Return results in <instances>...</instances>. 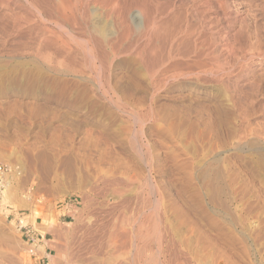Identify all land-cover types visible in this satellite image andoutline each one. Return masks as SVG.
<instances>
[{"label": "rangeland", "instance_id": "rangeland-1", "mask_svg": "<svg viewBox=\"0 0 264 264\" xmlns=\"http://www.w3.org/2000/svg\"><path fill=\"white\" fill-rule=\"evenodd\" d=\"M262 74L264 0H0V264H264Z\"/></svg>", "mask_w": 264, "mask_h": 264}, {"label": "bare ground", "instance_id": "bare-ground-1", "mask_svg": "<svg viewBox=\"0 0 264 264\" xmlns=\"http://www.w3.org/2000/svg\"><path fill=\"white\" fill-rule=\"evenodd\" d=\"M40 1V0H39ZM65 1V0H64ZM81 1V0H80ZM48 4V3H47ZM46 4V5H47ZM65 4V3H64ZM66 4H67V2H66ZM68 5L70 6V4L68 3ZM111 5V4H110ZM144 6V5H143ZM65 7H67V6H65ZM71 7V6H70ZM69 7V8H70ZM141 7V6H140ZM58 8H60V6L58 7ZM84 8V7H83ZM124 9V8H123ZM151 9V8H150ZM42 10V9H41ZM59 10V9H58ZM57 10V11H58ZM118 10V9H117ZM46 11V10H45ZM81 11V10H80ZM112 11V10H111ZM110 11V12H111ZM153 11V10H152ZM167 11V10H166ZM87 12V11H86ZM126 12V11H125ZM57 13V12H56ZM66 14V13H65ZM124 14H126V13H124ZM46 15V14H45ZM57 15V14H56ZM62 15V14H61ZM83 15H85V14H83ZM126 16V15H125ZM62 17V16H61ZM85 18H86V16H85ZM55 19V18H54ZM65 19V18H64ZM81 20V19H80ZM83 20V19H82ZM129 20V19H128ZM120 21V20H119ZM71 22V21H70ZM80 22V21H79ZM88 22V21H87ZM128 22V21H127ZM179 22V21H178ZM72 23V22H71ZM74 23V22H73ZM93 24V23H92ZM130 24V23H129ZM167 24H169V23H167ZM83 25V24H82ZM101 25V24H100ZM122 26V25H121ZM128 26V25H127ZM139 26H141V24L139 25ZM175 27H177V26H175ZM129 28V27H128ZM176 29V28H175ZM101 31H102V29H100ZM127 29H125V31H126ZM80 31V30H79ZM101 31H100V33H101ZM128 31V30H127ZM167 31V30H166ZM179 31V30H178ZM133 32V31H132ZM176 32V31H175ZM105 33V32H104ZM124 33V32H123ZM166 33V32H165ZM173 33V32H172ZM181 33V32H180ZM47 34V33H46ZM93 34V33H92ZM98 34V33H97ZM131 34V33H130ZM133 34V33H132ZM101 35V34H100ZM162 35V34H161ZM93 36V35H92ZM105 35L103 34V37H104ZM126 36V35H125ZM129 36V35H128ZM127 36V37H128ZM145 36V35H144ZM148 36V35H147ZM193 36V35H192ZM198 36V35H197ZM96 37V36H95ZM102 37V38H103ZM106 37V36H105ZM161 37V36H160ZM33 38V37H32ZM121 38H122V36H121ZM126 38V37H125ZM124 38V39H125ZM137 38V37H136ZM56 39H59V38H57L56 37ZM95 39H97V38H95ZM134 39V38H133ZM154 39V38H153ZM163 39V38H162ZM165 39V38H164ZM126 40V39H125ZM131 40V39H130ZM97 41V40H96ZM100 41V40H99ZM122 41V40H121ZM140 41V40H139ZM158 41V40H157ZM172 41V40H171ZM120 42V41H119ZM119 42L117 43V44H119ZM148 42V41H147ZM152 42V41H151ZM154 42V41H153ZM47 43V42H46ZM109 43V42H108ZM126 43V42H125ZM162 43V42H161ZM164 43V42H163ZM168 43V42H167ZM190 43V42H189ZM64 44V43H63ZM87 44V43H86ZM100 44H101V42H100ZM103 44V43H102ZM101 44V45H102ZM116 44V43H115ZM120 44H121V42H120ZM191 44H192V42H191ZM97 45V44H96ZM96 45H95V47H96ZM141 45V44H140ZM123 46V45H122ZM126 46V45H125ZM130 46V45H129ZM160 46V45H159ZM175 46V45H174ZM178 46V45H177ZM183 46V45H182ZM189 46V45H188ZM192 46H193V44H192ZM45 47V46H44ZM70 47V46H69ZM117 47V46H116ZM115 47V48H116ZM131 47V46H130ZM142 47V46H141ZM163 47V46H162ZM179 47V46H178ZM200 47V46H199ZM27 48V47H26ZM29 48V47H28ZM98 48V47H97ZM100 48V47H99ZM120 48V47H119ZM128 48V47H127ZM151 48V47H150ZM157 48V47H156ZM174 48V47H173ZM184 48V47H183ZM25 49V48H24ZM126 49V48H125ZM194 49V48H193ZM100 50H102V49H100ZM116 50V49H115ZM114 50V51H115ZM139 50V49H138ZM157 50V49H156ZM181 50V49H180ZM201 50V49H200ZM98 51V50H97ZM126 51V50H125ZM124 51V52H125ZM54 52V51H53ZM104 52H106V51H104ZM115 52H117V51H115ZM143 52H145V51H143ZM170 52V51H169ZM182 52V51H181ZM186 52V51H185ZM184 52V53H185ZM138 53V52H137ZM174 53V52H173ZM204 53V52H203ZM202 53V54H203ZM260 53H262V52H260ZM57 54V53H56ZM97 54H98V52H97ZM121 54V53H120ZM133 54V53H132ZM147 54V53H146ZM181 54V53H180ZM212 54V53H211ZM134 55H135V53H134ZM137 55V54H136ZM156 55V54H155ZM57 56V55H56ZM160 56V55H159ZM158 56V57H159ZM173 56V55H172ZM186 56V55H185ZM69 57V56H68ZM179 57V56H178ZM200 57V56H199ZM57 58V57H56ZM149 58V57H148ZM176 58V57H175ZM198 58V57H197ZM196 58V59H197ZM69 59H70V57H69ZM151 59H152V57H151ZM193 59H195V58H193ZM147 60V59H146ZM149 60V59H148ZM165 60V59H164ZM198 60V59H197ZM69 61V60H68ZM155 61V60H154ZM102 62V61H101ZM144 62V61H143ZM160 62V61H159ZM181 62V61H180ZM33 63V62H32ZM188 63V62H187ZM144 64V63H143ZM7 65V64H6ZM26 65H28V64H26ZM25 65V66H26ZM180 65V64H179ZM207 65V64H206ZM22 66V65H21ZM71 66H73V65H71ZM154 66V65H153ZM185 66V65H184ZM200 66V65H199ZM75 67H77V66H75ZM148 67H149V65H148ZM154 67H156V66H154ZM153 67V68H154ZM182 67V66H181ZM189 67V66H188ZM204 67V66H203ZM253 67V66H252ZM37 68V67H36ZM55 68V67H54ZM144 68V67H143ZM184 68V67H183ZM187 68V67H186ZM178 69H179V67H178ZM190 69V68H189ZM196 69V68H195ZM149 70V69H148ZM155 70V69H154ZM183 70V69H182ZM7 71V70H6ZM165 71V70H164ZM188 71V70H187ZM196 71V70H195ZM200 71V70H199ZM17 72V71H16ZM54 72V71H53ZM13 73V72H12ZM26 74V73H25ZM28 74V73H27ZM148 74H149V72H148ZM191 74H193V73H191L190 72V75ZM195 74V73H194ZM193 74V75H194ZM14 75V74H13ZM261 75V74H260ZM259 75V76H260ZM263 75V74H262ZM48 76V75H47ZM159 80V79H158ZM207 81V80H206ZM156 82V81H155ZM209 82H210V80H209ZM212 82V81H211ZM245 82H246V80H245ZM203 83V82H202ZM206 84V83H205ZM212 84V83H211ZM215 86V85H214ZM262 87H264V75L263 76H261L260 78L259 77H255L252 81H250V82H248V85H247V90L245 91V92H247V91H250V90H256V89H261ZM160 89V88H159ZM195 90V89H194ZM199 90V89H198ZM198 92V91H197ZM38 104V103H37ZM235 104L236 105H238V103L237 102H235ZM233 105H234V103H233ZM242 106H240L239 105V108H241ZM243 110V109H242ZM248 111V110H247ZM243 112H245V111H243ZM242 113V112H241ZM243 114V113H242ZM247 115V114H246ZM249 118L250 117H247V116H244L243 117V126L244 125H246V124H250V121H249ZM263 122V121H262ZM244 131L245 132H243L242 131V135L245 137V138H247V136H256V137H259L261 134H257L258 132H259V130L258 129H256V128H253L252 130H250V131H248V129H244ZM248 132H250L249 134H248ZM252 132H254L255 134H251ZM257 145V144H256ZM256 145H255V147H256ZM258 147V146H257ZM250 153V152H249ZM196 159H197V161H195V164H194V176H195V180L197 181V189L199 190V189H203V190H205L206 191V193L208 194V192H211V190H210V186H212L211 184H212V177H211V164L209 163V162H207L206 164H205V161H204V163L202 164L199 160V156H197V157H195ZM205 159V158H204ZM208 159V158H207ZM215 161V160H214ZM213 164V163H212ZM222 169V168H221ZM218 170H219V168H218ZM214 173V172H213ZM12 175V174H11ZM219 177V176H218ZM2 181V180H1ZM7 181V180H6ZM104 182V181H103ZM107 183V182H106ZM224 183V182H223ZM105 186V185H104ZM213 187V186H212ZM214 189V188H213ZM212 189V190H213ZM224 189V188H223ZM215 190V189H214ZM214 193V192H213ZM212 193V194H213ZM220 193V192H219ZM229 194V193H228ZM214 196V195H213ZM209 198V197H208ZM212 199V198H211ZM251 200V199H250ZM140 203H141V201H140ZM215 203V202H214ZM223 203V202H222ZM217 204V203H216ZM223 205V204H222ZM228 206V205H227ZM245 206V205H244ZM250 207V206H249ZM219 208V207H218ZM226 211V210H225ZM225 213V212H224ZM231 213V212H230ZM247 214V213H246ZM231 215V214H230ZM232 216V215H231ZM90 218V217H89ZM239 220H240V218H239ZM62 221V220H61ZM241 221H242V219H241ZM159 222V221H158ZM95 224V223H94ZM97 224V223H96ZM253 224V223H252ZM106 226V225H105ZM94 227V226H93ZM104 227V226H103ZM238 227V226H237ZM247 227V226H246ZM105 228V227H104ZM115 229H117V228H115ZM246 229H248V228H246ZM253 230V229H252ZM107 231V230H106ZM103 232H104V230H103ZM114 232H116V231H114ZM248 232V231H247ZM119 233V232H118ZM253 233H254V231H253ZM55 234H56V232H55ZM114 234V233H113ZM249 235V234H248ZM74 236V235H73ZM87 236H90L89 234L87 235ZM92 236V235H91ZM105 236V235H104ZM119 236H121V235H119ZM118 236V237H119ZM5 237V236H4ZM59 237V236H58ZM114 237V236H113ZM1 238H3V237H1ZM89 238V237H88ZM103 238V237H102ZM116 238H117V234H116ZM115 238V239H116ZM91 239V238H90ZM95 239V238H94ZM114 239V240H115ZM119 239V238H118ZM4 240V239H3ZM73 240V239H72ZM75 240V239H74ZM113 240V239H112ZM216 241V240H215ZM7 242V241H6ZM73 242V241H72ZM1 243V242H0ZM8 243V242H7ZM94 243V242H93ZM128 243V242H127ZM152 243V242H151ZM81 244V243H80ZM90 244V243H89ZM9 245V244H8ZM82 245H84L83 243H82ZM126 245V244H125ZM128 245V244H127ZM5 246V245H4ZM11 246V245H10ZM10 246L8 247V249L10 248ZM80 246V245H79ZM94 246H97V245H94ZM2 248H4L3 247V244H2V246H1ZM81 247V246H80ZM122 247V246H121ZM125 247V246H124ZM123 247V248H124ZM148 247V246H147ZM117 248V247H116ZM134 248V247H133ZM119 250H120V248H118ZM122 249V248H121ZM126 249V248H125ZM62 250V249H61ZM82 250H83V248H82ZM89 250V249H88ZM0 252H4L5 253V251L4 250H2V251H0ZM110 252V251H109ZM115 252V251H114ZM117 252V251H116ZM115 252V253H116ZM79 253V252H78ZM82 253V252H81ZM91 253V252H90ZM114 253V254H115ZM77 254V253H76ZM99 254V253H98ZM122 255V254H121ZM9 256V255H8ZM7 256V257H8ZM83 256V255H82ZM100 256V255H99ZM130 256V255H129ZM84 257V256H83ZM109 257V256H108ZM4 258H6V257H4ZM4 258H2V259H4ZM98 258V257H97ZM74 259V258H73ZM91 259V258H90ZM89 259V260H90ZM107 259V258H106ZM114 259V258H113ZM130 259V258H129ZM7 260V258L6 259H4V261H6ZM11 260V259H10ZM16 260V259H15ZM72 260V259H71ZM70 260V261H71ZM94 261H95V259H93ZM0 261H1V259H0ZM12 261V260H11ZM10 261V262H11ZM84 261V260H83ZM86 261V260H85ZM91 261V260H90ZM89 261V262H90ZM107 261V260H106ZM112 261V260H111ZM2 262V261H1ZM15 262V261H14ZM62 262V261H61ZM82 262V261H81ZM97 262H98V260H97ZM100 262V261H99ZM57 263V262H56ZM85 263V262H84ZM83 263V264H84ZM91 263V262H90ZM93 263V262H92ZM113 263H114V261H113ZM8 264V263H7ZM10 264V263H9ZM14 264V263H13ZM16 264H18V263H16ZM61 264V263H60ZM99 264V263H98Z\"/></svg>", "mask_w": 264, "mask_h": 264}, {"label": "built area", "instance_id": "built-area-1", "mask_svg": "<svg viewBox=\"0 0 264 264\" xmlns=\"http://www.w3.org/2000/svg\"><path fill=\"white\" fill-rule=\"evenodd\" d=\"M13 169L5 164L0 163V180L12 174Z\"/></svg>", "mask_w": 264, "mask_h": 264}, {"label": "crops", "instance_id": "crops-1", "mask_svg": "<svg viewBox=\"0 0 264 264\" xmlns=\"http://www.w3.org/2000/svg\"><path fill=\"white\" fill-rule=\"evenodd\" d=\"M31 229H32V228H28L29 232H32ZM43 244H44V246L46 245L45 242H44ZM39 247H42V246H39ZM43 248H44V247H43ZM45 248H46V251H47V247H46V246H45ZM47 255H48V254H47ZM43 259H48V257L45 256ZM43 263L46 264V260H43Z\"/></svg>", "mask_w": 264, "mask_h": 264}]
</instances>
